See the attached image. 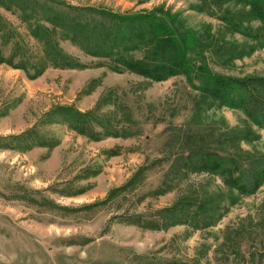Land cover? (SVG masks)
<instances>
[{
    "label": "rangeland",
    "instance_id": "rangeland-1",
    "mask_svg": "<svg viewBox=\"0 0 264 264\" xmlns=\"http://www.w3.org/2000/svg\"><path fill=\"white\" fill-rule=\"evenodd\" d=\"M63 1L118 13L160 6L180 12L192 28L211 23L215 33L222 25L217 18L194 9L198 0ZM0 14L6 20L0 23L1 29L10 32L5 43L0 30L5 56H10L17 43L32 56L42 53L41 43L30 35L19 8L7 10L0 5ZM232 38L240 44L246 41L239 34ZM59 43L88 67H48L29 79L23 69L0 63V136L20 134L37 125L60 139L53 148L34 147L26 152L0 148V264H135L137 256L174 263L198 258L201 264H264V184L254 195L242 197L216 226L206 230L191 232L176 226L149 231L124 222L126 215L169 207L195 187L219 190L222 183L218 178L192 174L170 186L165 195L152 194L173 177L168 171L179 152V135L203 131L204 126L225 131L245 126L249 122L245 114L213 107L199 115L194 109L198 91L182 75L155 82L131 72H113L106 66L96 67L100 59L84 54L69 41ZM210 66L219 74L264 76V48L234 59L229 68L217 63ZM108 92L130 112L132 120L124 119L119 126L131 128L133 135L93 141L65 125L39 123L58 105H72L81 111L99 105L104 113L117 108L121 116L115 102L102 101ZM196 116L202 117L200 122ZM258 132V141L240 144L243 151L264 152V129ZM116 147L118 152L107 154ZM152 161L153 167L131 193L89 206L104 201L111 190Z\"/></svg>",
    "mask_w": 264,
    "mask_h": 264
},
{
    "label": "trees",
    "instance_id": "trees-1",
    "mask_svg": "<svg viewBox=\"0 0 264 264\" xmlns=\"http://www.w3.org/2000/svg\"><path fill=\"white\" fill-rule=\"evenodd\" d=\"M0 5L7 10L19 8L30 35L42 45V53L38 56H32L20 43L15 45L10 56H5L0 46V63L23 69L29 79L40 76L48 67H88L60 46V40H67L84 54L100 59L94 64L96 67L106 66L117 73H135L155 82L182 75L198 91L195 113L224 107L242 111L249 120L247 125L228 131L212 125L204 126L203 131L189 130L179 135V152L168 171L173 177L152 194L165 195L172 189L170 186L185 181L192 174L218 178L222 183L219 190L209 192L195 187L169 207L148 214L126 215L125 223L149 231L176 226H185L191 232L206 230L216 226L242 197L254 195L264 184V152L253 154L240 146L242 142L258 141V130L264 129V76L219 74L210 66V63H217L229 68L234 59L264 48V0H198L194 6L196 11L222 22L221 29L215 33L211 23L192 28L180 12L160 6L118 13L63 0H0ZM254 21L258 25L254 26ZM1 22L6 20L0 14ZM3 32L7 43L10 32ZM235 34L246 41L238 43L232 38ZM102 101L115 102L122 110L121 116L117 108L104 113L99 105L85 111L72 105H58L47 111L39 123L65 125L93 141L133 135L131 128L119 126L124 119L132 120L126 107L113 99L111 92ZM195 118L197 122L202 119L201 116ZM59 142L54 132H44L37 125L20 134L0 136V148L22 152L34 147L53 148ZM118 151L116 147L106 152L112 155ZM153 165L154 161L142 165L124 185L111 190L104 201L89 206L107 204L119 195L131 193ZM136 259L135 264H201L198 258L190 263L138 256Z\"/></svg>",
    "mask_w": 264,
    "mask_h": 264
}]
</instances>
